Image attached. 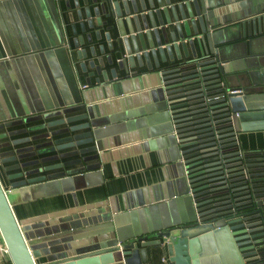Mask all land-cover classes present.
I'll return each instance as SVG.
<instances>
[{
	"label": "water",
	"instance_id": "1",
	"mask_svg": "<svg viewBox=\"0 0 264 264\" xmlns=\"http://www.w3.org/2000/svg\"><path fill=\"white\" fill-rule=\"evenodd\" d=\"M73 1L75 7H79V1ZM139 1L142 10H145L144 1ZM169 1L164 0L165 6H161L162 0H157L160 7L156 9L150 3V8L155 13H148L150 23L146 15L143 14L140 18L146 31L151 24L157 47L151 48L154 60L157 59V53L163 60L165 54L168 55L172 61L173 53L180 60L181 53L187 56L188 52L196 59V70L187 78L192 80L195 92H192L194 97L191 98V105L199 115L194 122L196 131L187 134L191 138L182 137V143L187 146L199 142L200 148L205 149V152H202L205 153L203 157L209 162L204 166L196 163L190 173L196 181L201 178L199 172L204 173L205 169L210 167H214L215 173H221L225 180L221 193V197H225L224 203H217L215 207L220 208L207 212V207L203 206L206 202L201 198L196 199L198 196L195 195L192 197L194 211L190 217L184 222L150 230V233L155 234V240H149L145 236L122 240L118 236L119 233L108 225L94 241H86L85 237L80 236L76 238L79 243L71 244L67 251L59 256L60 261L57 264H144L147 258L146 247L150 245L164 247L169 264H264V174L253 173L250 167V170H247V179L244 172L237 170L239 173H234L229 178L230 184L221 167L217 144H204L214 140V133L218 130L222 135L228 129H231L232 134L264 131V0H180L174 4ZM82 2L85 21L82 12L77 11L82 32L86 31V27L93 28L95 20L98 27L106 26L110 31L116 25L125 33V22L130 26L132 17L137 38L144 51L143 57L148 60L135 0H91L94 5L92 10L88 0ZM21 3L27 8L43 13V21L45 15L50 17L52 29L54 26L58 30L59 26L54 17V0H15L14 3L5 2L4 6L13 13V4ZM131 9L137 13L135 16L131 15ZM169 13L176 32L170 34L172 44L166 39L163 46L158 35L159 28L165 30L166 24H171ZM44 27L40 47L31 49L24 39L18 37L16 51L8 49L0 29V85L4 86L5 96V99L0 101V130L23 127L8 136L39 132L35 136H26L8 143L7 146L16 147L31 142L37 144L17 148L3 157H7L9 161L32 159L27 163L9 167L10 170L47 164L43 168L18 173L12 180L27 178L42 171L57 170L59 172L55 173L56 175L65 177L83 171H65L66 168L97 159L98 156L91 153L96 152L100 146L102 132L93 128L91 122L95 118V110L87 104L86 96L77 90L76 85L82 81L80 76L83 74H86V85L82 86L84 89L94 87L93 78L95 87L101 84L111 85L112 81L118 80L117 69L126 71L127 64L133 61V52L126 40L124 51L128 61H118L117 68L109 71L111 81L102 59L88 62L90 72H87L85 63L80 64L79 70L71 64V47L66 38L59 32L56 41H52L49 28L47 31L46 26ZM149 34L147 32L146 36ZM95 36L99 39L100 32H96ZM105 38L110 41L109 34H106ZM135 38L134 36L132 39L133 50L139 53ZM86 41L92 42L91 34H86ZM83 44L82 37L74 40L76 48ZM197 52L200 53L201 59H197ZM100 53H104L102 47ZM90 54L95 56L94 48H90ZM56 55L66 62L72 80L71 93L68 95L54 86H58L59 82L51 76L52 81L47 84L52 87L50 92L53 104L50 108L44 110L30 102L26 103L19 93L20 89L25 91L24 85L30 80L25 77V69L29 73V70L33 72L40 68L46 73L48 68L45 66H50ZM86 56L85 51L77 52L79 60L85 59ZM106 61L108 66L113 65L110 58L107 57ZM25 66H28V69ZM10 86L14 89L11 90ZM32 95L35 96L34 93ZM33 96L32 101H38ZM14 98L18 102L14 101ZM36 122L41 123L30 126ZM47 177H50L49 174ZM36 179L13 182L11 191L5 190L0 182V237L7 248L11 264H36L34 254L12 209L19 193L17 190L26 188L31 193V190H35L32 185L37 183ZM39 179L42 181L46 176ZM232 179L239 183L232 182ZM114 226H117L116 223ZM76 235L81 234L78 232Z\"/></svg>",
	"mask_w": 264,
	"mask_h": 264
},
{
	"label": "crops",
	"instance_id": "2",
	"mask_svg": "<svg viewBox=\"0 0 264 264\" xmlns=\"http://www.w3.org/2000/svg\"><path fill=\"white\" fill-rule=\"evenodd\" d=\"M10 1L14 3L15 0H0L2 5L0 29L10 51L17 50L19 38L24 39L31 49L40 47L43 27L46 26L47 31L48 28L50 30L52 41H56L58 33L61 32V36L69 42L71 64L79 68L81 63H85L87 72H90L88 62L102 59L110 81L112 79L109 71L117 68V62L122 59L128 61L124 51L126 40L133 52L131 56L133 61L130 64L127 62V70L117 69L118 80L112 81L111 85L101 84L95 87L93 78L94 87L84 89L82 86L86 85L84 82L86 74L80 76L82 81L76 85L77 90L86 96L87 104L95 110V118L91 122L93 128L102 132L100 146L96 152L91 153L98 158L65 169V171L82 169L81 173L60 177L61 175L55 174L59 172L58 170L42 171L27 178L12 180L18 173L43 168L47 164L10 170L9 167L27 163L32 159L9 161L3 156L16 151L17 148L33 146L37 142L16 147L7 146L8 143L26 136H35L39 132L8 136L9 133L23 127L0 130V182L4 189L11 191L13 182L37 178V183L32 185V189L35 190H31V193L26 188L17 190L19 193L12 206L36 264H57L60 261L59 256L63 255L71 244L79 243L76 238L80 236L85 237L86 241H94L108 225L119 233L118 236L122 240H134L144 236L149 240H155L153 238L155 234L150 233V230L184 222L190 217L194 211L192 197L195 195L198 196L196 199L201 198L206 202L203 206L207 207V212L220 208L215 205L221 204L225 198L221 197L225 184L223 175L215 173L214 167H210L205 169L204 173L198 171L201 178L196 181L190 171L196 163L204 166L209 162L203 157L205 153L202 152H205V149L200 148L199 142H190L191 144L187 146L182 143L183 138H191L188 137L189 133L196 131L194 122L199 115L191 105L193 100L191 98L195 92L192 80L187 78L196 70V59L188 52L187 56L181 53L180 60L173 53L172 61L166 54L165 60L161 59L157 53V59L154 60L151 48H157L156 39L151 24L146 31L140 18L144 14L150 23L148 13L155 14L150 8V3L154 9L159 8L157 0H143L146 11L142 10L141 2L135 0L138 14L131 9V15L137 14L139 18L148 60L143 57L144 51L137 38L132 17L130 26L125 22V33L116 25L110 31L106 26L98 27L95 20L93 28L86 27V31L82 32L81 20L77 15V11L80 10L85 21L82 0H78L79 7H75L73 0H54L56 8L54 17L59 26L56 30L54 26L52 29L50 17L45 15L43 21V13L27 8L23 3L13 4V13L9 12L4 3ZM169 2L174 4L180 0ZM88 4L92 10L94 5L91 0H88ZM161 6H165L164 0ZM169 17L171 18V13ZM96 32H100L99 39H96ZM147 32L150 33L149 36H146ZM173 32H176L173 20L171 24H166L165 30L159 28L158 35L163 46L166 39L172 44L170 34ZM86 34H91V43L86 41ZM106 34L110 36L109 42L105 38ZM134 36L139 53L133 50ZM78 37L84 39V44L76 48L74 40ZM100 47L104 50L103 54L100 53ZM90 48H94V57L90 54ZM79 51L87 53L85 59H78ZM196 56L197 59H201L199 52ZM107 57L113 61L112 66H108ZM51 61L50 66H45L49 70H45L46 73L40 68L33 72L29 70L28 73L25 69H28V66H25V77L30 78L28 82H31L33 88L28 91L29 86L24 85L26 92L22 89L19 91L26 103L30 102L44 110L53 104L50 92L52 87L47 85L52 81L51 76L61 84L64 92L68 95L71 93L72 80L66 73V62L57 55ZM3 87L0 85L1 102L3 98L5 99ZM32 96L38 101H32ZM40 123L36 122L30 126ZM218 132L220 133L219 130ZM236 142L245 155L264 154V131L238 133ZM214 143L215 138L210 142H204ZM48 174L50 177H47ZM42 176H46V179L39 181ZM227 182H231L230 179ZM226 189L228 191L227 187ZM76 232H80L81 235L77 236ZM146 255L144 264H169L165 248L160 245L147 246ZM8 260L9 257L4 259L0 257V264H7Z\"/></svg>",
	"mask_w": 264,
	"mask_h": 264
},
{
	"label": "built area",
	"instance_id": "3",
	"mask_svg": "<svg viewBox=\"0 0 264 264\" xmlns=\"http://www.w3.org/2000/svg\"><path fill=\"white\" fill-rule=\"evenodd\" d=\"M231 129L225 130V134L220 136L218 131H215L214 138L216 139L217 149L221 157V167L227 178V181L236 170H240L247 176V166L245 154L239 149L236 142V134H232ZM228 131V132H227ZM218 132V133H217ZM232 145V146H231ZM227 149V150H226ZM236 182V181H234ZM231 183V182H229ZM0 257L4 259L8 257L7 248L0 237Z\"/></svg>",
	"mask_w": 264,
	"mask_h": 264
},
{
	"label": "trees",
	"instance_id": "4",
	"mask_svg": "<svg viewBox=\"0 0 264 264\" xmlns=\"http://www.w3.org/2000/svg\"><path fill=\"white\" fill-rule=\"evenodd\" d=\"M245 160L247 162L246 163L247 170H250V167H251V169L253 170V173H256V174H259V173L264 174V154H262V155H260V154L259 155H255V154L245 155ZM236 171L233 172V174L234 173H239V172H236ZM236 183H239V181H236ZM7 264H11L9 262V260H8V263Z\"/></svg>",
	"mask_w": 264,
	"mask_h": 264
},
{
	"label": "rangeland",
	"instance_id": "5",
	"mask_svg": "<svg viewBox=\"0 0 264 264\" xmlns=\"http://www.w3.org/2000/svg\"><path fill=\"white\" fill-rule=\"evenodd\" d=\"M66 73H67V75H68V74H69V71L66 70ZM15 85H16V84H15V80H14V87H15ZM53 85H54V83H53ZM25 86H29L28 91H31L32 88H33V85L31 84V82L26 83ZM54 86H55V85H54ZM58 87H59L60 89L63 90V88L61 87V84H60V83L58 84ZM10 89L13 90L14 88L10 86ZM3 92H4V91H3ZM25 92H26V91H25ZM14 101L18 102V100L15 99V98H14Z\"/></svg>",
	"mask_w": 264,
	"mask_h": 264
}]
</instances>
